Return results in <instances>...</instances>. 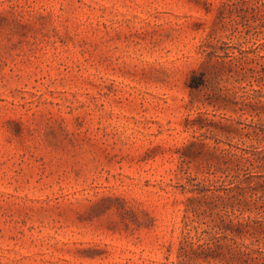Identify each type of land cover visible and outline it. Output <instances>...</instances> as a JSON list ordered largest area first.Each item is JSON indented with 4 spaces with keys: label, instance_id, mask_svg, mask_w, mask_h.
Masks as SVG:
<instances>
[{
    "label": "rangeland",
    "instance_id": "374dc122",
    "mask_svg": "<svg viewBox=\"0 0 264 264\" xmlns=\"http://www.w3.org/2000/svg\"><path fill=\"white\" fill-rule=\"evenodd\" d=\"M0 264H264V0H0Z\"/></svg>",
    "mask_w": 264,
    "mask_h": 264
}]
</instances>
